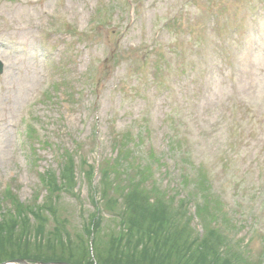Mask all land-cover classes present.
<instances>
[{"label":"rangeland","instance_id":"1","mask_svg":"<svg viewBox=\"0 0 264 264\" xmlns=\"http://www.w3.org/2000/svg\"><path fill=\"white\" fill-rule=\"evenodd\" d=\"M0 63V225L20 231L19 207L53 203L47 175L67 171L56 208L72 241L101 204L96 241L116 255L130 163L143 160L151 204L183 199L193 239L208 231L222 255L264 264V0H0Z\"/></svg>","mask_w":264,"mask_h":264},{"label":"trees","instance_id":"2","mask_svg":"<svg viewBox=\"0 0 264 264\" xmlns=\"http://www.w3.org/2000/svg\"><path fill=\"white\" fill-rule=\"evenodd\" d=\"M119 155L121 157L123 152L120 151ZM127 156L125 153L123 159L127 160ZM141 162L143 166H141ZM130 167L134 171L136 169L139 171L137 173L139 179H131L130 189L126 193L127 195L125 194L124 212L127 213L119 215L120 218L122 217L120 225L123 229L118 233L112 246V249H118L116 255L103 256L102 253L108 249V245L104 247V245L97 244L98 241H96L97 228L100 223L99 218L102 212L101 204L98 208L99 211L92 215V222L87 225L85 224L81 235L78 234L77 242L72 241L67 220L59 217L60 211H57L56 208V204L60 203V193L70 191L73 185H68L73 181L68 180L66 177L67 171H63L61 173L63 181H59L54 173L47 175L48 179L46 184L49 190L47 198L53 203L45 204L43 201L40 206L27 205L19 207V212L22 213V217L18 221L21 225L20 231H14L13 227L16 226L10 219H7L4 224L0 225V264L15 258H24L33 262L65 261L72 264H125L124 257L129 255L128 252L131 249L137 254L132 256L134 259L132 260V264L241 263L242 258L233 250H228L222 255L227 249L224 247V239L219 248L215 247L217 250L212 247L214 243L208 231L207 235L204 233L205 235L202 237L193 239V231L190 230L192 217L188 215V205L185 204L183 199L176 201V198L172 196L166 200L163 197L156 196L154 201H152L153 203H150L152 199L151 195L145 190H141V186L143 188L144 183L143 172L148 170V165L145 161H139L136 167L134 163H130ZM199 176H201V172H198ZM147 177L149 176L147 175ZM181 177L185 188L190 187L192 181L195 180L191 170H182ZM198 186L202 191L201 198L208 199L210 186L206 173L203 174V177L201 176ZM11 193H8L9 197ZM95 194L97 197H100L101 202H111L108 199L109 196L106 190H95ZM193 196L194 198L198 197L194 194ZM218 203L215 201V204ZM50 208L55 210L50 211ZM199 211V216L202 217L203 215V219L207 220L208 205H204L203 208L198 209ZM30 216L37 220L36 227L32 226ZM213 217L214 214L210 218L212 219ZM50 218H52L55 225L54 231L47 230V223ZM218 220L221 223L224 222L221 218H218ZM186 231L188 234L191 233L188 242L185 240ZM87 237L92 241H88L89 239ZM125 237L128 242L123 244ZM24 240L27 243H23L22 246H26L31 240H34L35 243H32V246L36 244L34 249H29L28 251L24 249L22 251L20 248H14V244L19 241L24 242ZM140 245L141 250L137 249V246ZM188 245L194 253H191L187 257V255H184V249ZM47 246H50L51 249L42 256L39 251H42ZM113 252L111 250L110 254ZM144 252H146L145 257ZM122 255L123 257H121ZM144 259L145 261H143Z\"/></svg>","mask_w":264,"mask_h":264},{"label":"water","instance_id":"3","mask_svg":"<svg viewBox=\"0 0 264 264\" xmlns=\"http://www.w3.org/2000/svg\"><path fill=\"white\" fill-rule=\"evenodd\" d=\"M9 263H12V264H71V263H68V262H29L25 259H17V260H13V261H10V262H4L2 264H9Z\"/></svg>","mask_w":264,"mask_h":264},{"label":"bare ground","instance_id":"4","mask_svg":"<svg viewBox=\"0 0 264 264\" xmlns=\"http://www.w3.org/2000/svg\"><path fill=\"white\" fill-rule=\"evenodd\" d=\"M20 259H24V258H20Z\"/></svg>","mask_w":264,"mask_h":264}]
</instances>
